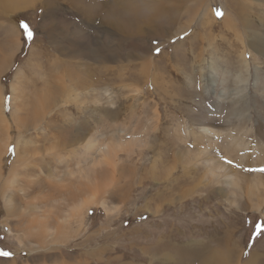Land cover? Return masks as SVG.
<instances>
[{"label": "rangeland", "instance_id": "1", "mask_svg": "<svg viewBox=\"0 0 264 264\" xmlns=\"http://www.w3.org/2000/svg\"><path fill=\"white\" fill-rule=\"evenodd\" d=\"M20 2L0 0V251L12 253L0 264H194L198 251L212 250L232 263L264 264V0H176L181 14L168 33L144 25L130 38H112L113 27L88 17L101 9L96 0ZM117 2L167 10L170 0ZM21 12L34 31L30 44L15 18ZM64 35L81 36L85 52L54 51L58 39L68 48ZM96 43L112 57L91 54ZM44 76L55 84L42 85ZM15 117L25 120L21 129ZM87 122L94 127L80 143L57 140L59 128L71 141ZM91 139L112 154L96 151L99 158L83 162V193L65 207L61 197L44 201L48 192L35 180L66 187L80 175L74 157H88ZM11 171L18 173L6 203ZM15 202L22 214L8 213ZM43 217L50 228L41 227Z\"/></svg>", "mask_w": 264, "mask_h": 264}, {"label": "bare ground", "instance_id": "2", "mask_svg": "<svg viewBox=\"0 0 264 264\" xmlns=\"http://www.w3.org/2000/svg\"><path fill=\"white\" fill-rule=\"evenodd\" d=\"M10 1V0H9ZM19 1H25V2H28V0H19ZM173 1L175 3H173ZM178 2L180 0H177ZM238 1V0H237ZM20 2V3H21ZM11 3V2H10ZM21 7L24 6V4H20ZM98 3V4H97ZM106 4V5H105ZM19 5L17 4V6L12 9L10 5H5V7L12 11V10H16L17 8H21L19 7ZM95 6H98L100 7L101 9L99 10H96V11H90L88 13V17L91 19V16L95 18V20L98 21L99 24H101L103 27H108L109 29H114V31H111L112 32V38H114V34H117L119 33V36H128L130 38V36H132L134 33V31H132V29H135V32L138 33V31H141L142 30V27L145 26H148L147 29H149L150 31L154 32V33H157L159 36H163L165 35L166 33H168V28L170 26V23L171 21H175L177 20L178 18L177 17H180V14H181V8H180V5L179 3L176 2V0H170L169 4H168V9L165 10L160 3H156L154 4V6L152 7H148L146 5H130V7L128 6H120L119 3L117 2V0H106V2L102 1V0H96V2L94 3ZM14 7V6H13ZM236 9L239 11L240 15H238L235 10V15L240 19L242 20L243 22H247L249 20V18H247L246 16H243V14L245 13L244 11H242L241 9H239L237 7V5H235ZM46 11H48L46 9ZM200 11V10H199ZM207 12V11H205ZM57 13V10L55 11V14ZM246 14V13H245ZM198 15V14H197ZM196 15V16H197ZM205 15V14H204ZM207 17V15H206ZM206 17H205V20H206ZM213 18V17H212ZM223 18H226V17H223ZM242 18V19H241ZM214 19V18H213ZM212 20V19H211ZM94 21V20H93ZM194 21V20H192ZM205 22V21H204ZM208 23V22H207ZM95 25V24H94ZM99 28V26H98ZM53 31H54V27H52ZM82 35V34H81ZM83 36V35H82ZM109 36V35H108ZM135 36V35H134ZM64 37H69V39L65 40L67 43H68V48L67 46H62L61 45V41L60 39H58V42L59 44L55 41V46H54V51L56 52H61L62 50L64 51V53L66 55H77V56H81V53H84V46L80 45V42L78 41L79 38L81 36H77L76 38H73V37H70V36H67V35H64ZM57 38H54V40H56ZM63 39V38H62ZM81 46V47H80ZM96 48L94 49H91V54L93 55H98V56H102L104 58H111L112 55H113V49H104V47H102L100 44H97L96 43ZM68 49V52H66ZM110 51V52H109ZM95 76V75H94ZM93 76V79L96 80V82H94L93 86H96V87H100V86H97V84L99 85V79L98 78H94ZM30 78V77H29ZM62 81L65 83V79H64V76H62ZM76 81L78 82L79 85L81 86H86L87 83H86V80L84 78H80V77H76ZM40 82L42 85H46V84H49V85H54L55 82L53 84H51V82L44 77H42L40 79ZM40 84V83H39ZM52 89H55L52 87ZM73 97V99H76L77 98V95L75 93H72L71 95ZM2 91L0 89V114L1 116L3 117V112H2ZM83 109V107H82ZM79 113V112H78ZM78 115V114H77ZM15 116V115H14ZM76 117V116H75ZM83 117V116H82ZM4 118V117H3ZM6 118V117H5ZM7 119V118H6ZM17 119V122H18V126H19V129L22 128V125H25V120L22 119L21 117H15V120ZM1 120V119H0ZM87 121V120H86ZM4 122V121H3ZM20 122H21V125H20ZM85 122V120H84ZM83 122V123H84ZM94 122V121H93ZM93 122H90L87 124L88 125H81V129L80 130H76L77 132H74V136L75 138H72V140H65L64 138H66V135H67V129L64 130V134L61 132V129L63 130L64 128H59L58 130V134L56 137L58 136H61L59 139H57L59 142H62L66 145H73V144H76V143H80V141L82 139H84L86 137V135L89 133L90 129L92 128L93 126ZM9 124V123H8ZM63 124V123H62ZM11 125V124H10ZM63 127H67L66 123H64L62 125ZM94 127V126H93ZM155 128H157V125L155 126ZM207 128V127H205ZM83 129L85 131H83ZM208 129V128H207ZM210 130V129H209ZM22 132V131H20ZM20 136L22 134H19ZM55 135V134H54ZM23 136V135H22ZM68 137V136H67ZM70 137V136H69ZM134 138V137H133ZM137 139L136 137L133 139V141ZM86 140V139H85ZM132 141V140H131ZM132 141V142H133ZM84 142V141H83ZM135 142V141H134ZM85 144H86V141H85ZM80 147V146H79ZM86 148H88L89 150V154H88V157L85 159H78L76 157H74L75 161L74 162L75 164L77 163L80 168H79V176L75 177V178H69L68 180V176H72V172H67L65 173L62 177H61V181H65L66 179L68 180V183L66 185V187L64 186V184H60L59 182H57L56 180H52L51 182L49 180H45L42 182V180L40 179L38 181V179L35 180L34 182V186L36 188L40 187L41 190H43L44 192L47 191L48 192V197L46 198L47 200H44V201H48L49 200V203L50 201L52 200L51 198H62V200H65L67 202L64 201V203H60L63 207H65L70 201H72L74 199V197H77L81 194V192L83 193V187H86V177H84V174L86 176V168H87V165L90 164L89 161H94L93 159H95L96 157H98L99 155H103L106 157H110L111 154H112V148L109 144H106V145H100L99 147L97 146L96 144V140H89L87 142V146ZM53 149V148H52ZM85 149V148H83ZM83 151H87L86 149L83 150ZM96 151H99V155L94 153ZM46 152V151H45ZM71 152V151H70ZM69 152V154H70ZM83 153V152H82ZM16 154H17V162L21 161L22 160V155H21V149H20V146H19V142L17 143V147H16ZM64 156V155H63ZM62 155L59 156V158L61 159V162H65V158L63 157ZM77 156H81V155H77ZM86 156V155H84ZM68 158V156H67ZM99 158V157H98ZM71 159H68L67 161V164H71ZM87 161V165H84L86 163H83ZM98 161V160H97ZM101 161V159H100ZM82 162V164H81ZM226 162V161H225ZM225 162H223L221 165L222 166H225L224 164H226ZM27 162L24 163V166L26 165ZM37 168H41L39 167L38 164H35ZM60 166V165H58ZM51 170H50V174H57V172L52 170V166L50 167ZM90 168V165L89 167ZM93 169V168H91ZM88 170V169H87ZM90 170V169H89ZM41 171V170H40ZM94 171V169H93ZM97 171V170H96ZM95 171V173H96ZM43 172V170H42ZM17 171H11L10 172V175L7 177L6 181H5V192L3 193V197L6 201V203L10 202L8 195L6 194V190H8L11 186H13V184L15 183V176L17 175ZM88 173V171H87ZM93 173V172H92ZM91 173V174H92ZM144 173V172H143ZM83 174V175H81ZM1 175V174H0ZM50 175V176H51ZM90 175V174H89ZM94 175V174H93ZM59 178H60V175H58ZM84 177V179H83ZM229 177V176H228ZM92 178V177H91ZM94 178V177H93ZM231 178V176H230ZM228 178V179H230ZM234 178V177H232ZM90 179V178H89ZM100 180V179H99ZM94 181V180H93ZM42 182V183H40ZM229 183H234L233 180H229ZM260 184V183H259ZM74 185V186H73ZM98 185V184H97ZM31 187V185H30ZM92 188V185L89 186ZM97 188V186H94ZM32 188V187H31ZM34 188V187H33ZM68 192H67V190ZM88 189V188H87ZM98 189V188H97ZM249 189V188H248ZM91 191H94V190H91ZM98 191V190H97ZM67 192V193H66ZM96 192V190H95ZM86 192H84L85 194ZM90 193V191H89ZM91 193H94V192H91ZM96 194H99L96 192ZM40 199V198H39ZM51 199V200H50ZM9 200V201H8ZM59 200V199H58ZM40 201V200H39ZM56 201V200H55ZM53 202V201H52ZM17 204V205H16ZM17 202H15L13 205L11 204H8L7 207H8V213L11 214V215H15V214H22L23 212L20 210V205ZM59 204V203H58ZM47 205V203H46ZM55 205V204H54ZM89 205V204H87ZM87 205H84V206H87ZM259 205V206H258ZM258 208L260 209L261 207V204H258ZM41 206V205H40ZM49 207V206H48ZM59 207V206H58ZM61 207V206H60ZM262 208V207H261ZM37 209V206L36 208ZM48 210V209H47ZM50 210V209H49ZM58 210V209H57ZM56 210V211H57ZM25 213V212H24ZM29 213V212H28ZM26 213V214H28ZM25 215V214H24ZM53 215V213H52ZM111 215V214H110ZM22 216V215H21ZM50 218H53L52 216ZM50 218H47V217H43L42 219L44 220H41L40 223H41V227L42 228H50V225L52 224V221ZM33 219V218H32ZM25 220V219H24ZM38 220V219H37ZM60 221V220H59ZM59 223V222H58ZM36 225V224H35ZM52 226V225H51ZM34 227V222L32 224V228ZM51 230V229H50ZM62 230V229H61ZM47 231V230H46ZM56 232V229L54 231V233ZM53 234V233H51ZM50 234V235H51ZM48 235V236H50ZM43 237V236H42ZM46 237V236H45ZM44 238V237H43ZM42 238V239H43ZM52 238V237H51ZM63 238V237H62ZM38 240L40 238H37ZM53 239V238H52ZM50 240V239H49ZM37 242V241H36ZM225 251H216V250H212L210 252V254L206 255V256H202L200 257L202 254H204L205 252H200L198 251L196 254L197 256L194 257L193 261H194V264H236V263H232L230 261V258L228 257V254H224ZM228 253V251H227ZM153 254H156V253H153ZM165 255H168V254H165ZM198 258V259H197ZM195 259H197L195 261ZM167 260L169 261H172L174 260L173 256H170L168 255V258ZM61 261V260H60ZM238 264H239V261H238ZM246 264H254V258H250Z\"/></svg>", "mask_w": 264, "mask_h": 264}, {"label": "snow or ice", "instance_id": "3", "mask_svg": "<svg viewBox=\"0 0 264 264\" xmlns=\"http://www.w3.org/2000/svg\"><path fill=\"white\" fill-rule=\"evenodd\" d=\"M214 11H215V14H216L217 17H222L223 16L222 9L216 8ZM19 27L24 33L25 42L27 44H30L33 41V39H34V31L32 30V28L30 27V25L26 21H21L20 24H19ZM185 35H187V33H185ZM154 43L157 45L154 48V51L157 54H159L162 51V49L158 46L160 41H155ZM9 152H12L13 154H15V147L14 146L10 147L9 148ZM228 163L230 164L231 161H228ZM259 171L264 172V168H260ZM141 218L144 219V217H141ZM0 255L10 256V255H12V253L8 252V251H0Z\"/></svg>", "mask_w": 264, "mask_h": 264}, {"label": "trees", "instance_id": "4", "mask_svg": "<svg viewBox=\"0 0 264 264\" xmlns=\"http://www.w3.org/2000/svg\"><path fill=\"white\" fill-rule=\"evenodd\" d=\"M17 22L20 24L21 21H26L30 27L32 26L31 23L29 22V20L27 19V17H25V13L21 12V13H18L16 16H15ZM25 40V39H24ZM101 213L102 210H100ZM91 214H93V211L91 212ZM1 215H2V210H0V218H1Z\"/></svg>", "mask_w": 264, "mask_h": 264}]
</instances>
